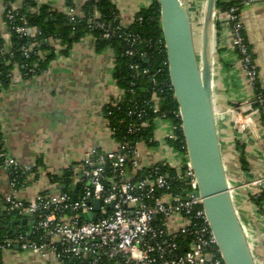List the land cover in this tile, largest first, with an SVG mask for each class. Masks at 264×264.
<instances>
[{"label":"crops","instance_id":"0c3cea01","mask_svg":"<svg viewBox=\"0 0 264 264\" xmlns=\"http://www.w3.org/2000/svg\"><path fill=\"white\" fill-rule=\"evenodd\" d=\"M66 0H0V39L4 50L12 49L11 34L5 23V5L15 9L30 4L47 6L70 16H82L87 0H75L74 11ZM237 2L241 0H221ZM157 0H112L120 23L131 25L142 9L155 5ZM241 21L250 53L258 69L259 82L264 87V0L241 6ZM217 9L215 16L212 84L216 112L223 114L217 128L226 173L233 201L246 231L253 242L256 264H264V216L249 196L264 185V124L252 106L254 91L243 71L235 50L230 25L225 13ZM55 58L45 71L25 77L16 68V76L0 93V154L14 158L21 166H32L33 172L24 186L14 193L9 171L0 165V215H6V198L14 195L29 202L37 195L75 194L73 177L84 156L90 150L107 153L116 148V139L109 131L106 111L123 97L114 78L115 58L111 49L96 52L92 38L66 47L59 40H50ZM63 52V53H62ZM240 129H236V123ZM171 124L164 119L155 121V140L158 145H138L143 170L162 163L173 169L181 162L180 154L168 146ZM242 158L247 169L242 167ZM66 181H68L66 183ZM79 191V189H78ZM76 193V196L78 194ZM264 207V206H263ZM21 220V222H19ZM36 224L32 216H14L9 227L17 240L30 235ZM2 264H61L50 250L46 258L33 255L14 246L4 253Z\"/></svg>","mask_w":264,"mask_h":264},{"label":"built area","instance_id":"2783aa9c","mask_svg":"<svg viewBox=\"0 0 264 264\" xmlns=\"http://www.w3.org/2000/svg\"><path fill=\"white\" fill-rule=\"evenodd\" d=\"M258 2L241 0L240 6ZM4 10L9 31L20 37H34L37 34L36 28L27 27L25 17L20 16L19 10L11 2L6 3ZM239 10L238 7H232L225 16L226 21L232 24L234 46L243 71L254 89L258 72L252 64ZM16 20L21 24L15 25ZM99 27L106 30L105 39H110L115 31L110 24ZM130 39V47L133 48L137 38L130 36ZM35 46V43H31L30 48L24 47L23 54L30 58L31 48ZM148 46L152 48L153 44L149 43ZM2 51L6 53L4 49ZM134 52L129 49L127 54L134 56ZM165 65L168 67V62ZM132 68L136 69L137 66ZM15 76L16 69L8 78L13 80ZM153 81L158 87L157 80ZM3 90L0 84V93ZM153 101H158L156 94ZM154 111L158 112V108L155 107ZM143 114V110L129 111V116H136L139 121ZM111 115V112L107 113V119ZM148 124L147 121L136 122L129 126L128 132L136 134ZM108 125L115 138L116 130L111 128L109 119ZM176 129L171 124L172 132L167 141L176 139ZM236 129H240L238 122ZM116 143V148L110 152L99 153L93 149L85 154L79 170L72 178L73 184L79 186L76 198L70 192L37 195L29 202L21 201L14 195L8 196L6 212L32 216L36 224L28 236H20L17 240L6 239L3 249L13 250L18 245L20 250L42 258H46L53 250L61 264L74 261L79 264H225L206 217L187 154L184 156L178 152L181 162L174 169V177L170 174L173 168L169 166L170 169L163 172L157 164L146 170L145 176H140L145 170L140 163L139 144L132 148L117 140ZM0 161L8 169L11 186L16 193L17 178L11 180V177L15 173L30 176L33 167H23L4 153L0 154ZM172 181L181 183L177 192L172 191ZM255 185L261 188L252 195L258 196L264 191V185L260 182ZM96 200L101 203L99 210L95 209Z\"/></svg>","mask_w":264,"mask_h":264},{"label":"trees","instance_id":"16d2710c","mask_svg":"<svg viewBox=\"0 0 264 264\" xmlns=\"http://www.w3.org/2000/svg\"><path fill=\"white\" fill-rule=\"evenodd\" d=\"M74 1L66 0V7L74 8ZM232 7H238L241 13L242 7L237 2L225 3L217 0V9L220 11H228ZM19 12L20 16L25 17L27 27L36 28L38 32L34 37H20L10 31L12 49L9 53L2 51L4 43L0 39V84L4 89L11 81L8 75L16 68L25 77L45 71L48 64L55 58V53L50 46L51 39L59 40L66 47L64 51L66 54L74 44L90 37L95 43L96 52L101 53L111 49L114 53V78L118 87L123 91V97L115 106L108 108L106 115L109 112L112 113L108 119L111 128L116 130L115 139L132 148L141 143L149 148H154L158 145L154 135L155 121L164 119L177 128L175 131L176 139L168 140V146L184 156L187 154L182 122L178 117L179 106L171 89L168 67L165 65L167 53L160 22V7L157 2L148 9H142L128 27L121 25L118 11L112 0H87L82 9V16H70L47 6H37L36 4H30L29 8H23ZM227 23L230 27L232 26L231 22ZM17 24H21L19 20L15 21V25ZM103 24H110L115 30L110 39L104 38L106 30L99 27ZM243 34L245 36L244 31ZM130 36L137 38L133 48L130 47ZM31 43H35L36 46L31 48V56L27 58L22 49L29 47ZM149 43L153 44L152 48L148 46ZM246 43L249 49L247 39ZM129 49L135 51L134 56L127 54ZM251 57L252 64L258 72L254 57L252 55ZM132 66H137V68H132ZM145 70L148 71L147 74L144 73ZM153 80H157L158 87L154 85ZM253 91L252 106L254 110L258 111L264 124V101L261 102V99L264 100V87L259 82V77ZM154 94H156L157 102L153 101ZM155 107L158 108L156 113ZM130 110H143L144 114L141 121L149 123L147 127L142 128L136 134L128 132L129 126L141 121L136 116H129ZM185 162L186 159H184ZM1 164L2 161H0ZM242 164L243 169L246 170L247 164L244 158H242ZM157 166L163 172L170 169L169 166L162 163L157 164ZM170 171L171 173H169L174 177L175 170L170 169ZM146 174L147 171L145 170L140 173V176ZM27 177V175L15 173L11 180L17 178V189H19L24 186ZM180 187L181 183L172 181L173 192H177ZM249 201L256 204L259 214L264 216V191L258 196L250 195ZM14 216H18V214L0 215V264H2L5 253L4 241L14 239L17 235L9 227V221ZM71 264H79V262L74 261Z\"/></svg>","mask_w":264,"mask_h":264},{"label":"water","instance_id":"95a60500","mask_svg":"<svg viewBox=\"0 0 264 264\" xmlns=\"http://www.w3.org/2000/svg\"><path fill=\"white\" fill-rule=\"evenodd\" d=\"M157 3L170 82L206 217L225 264H256L233 201L217 128L218 120L225 118L216 112L212 84L217 0L205 1L200 53L185 0H157ZM78 189L77 185L73 198ZM94 205L99 210L101 203L96 200Z\"/></svg>","mask_w":264,"mask_h":264},{"label":"rangeland","instance_id":"374dc122","mask_svg":"<svg viewBox=\"0 0 264 264\" xmlns=\"http://www.w3.org/2000/svg\"><path fill=\"white\" fill-rule=\"evenodd\" d=\"M205 1L206 0H185L186 5L190 11L194 40L198 53H200L201 51V41H202L201 23L203 18ZM250 244L251 246L253 245V242L251 240H250Z\"/></svg>","mask_w":264,"mask_h":264}]
</instances>
